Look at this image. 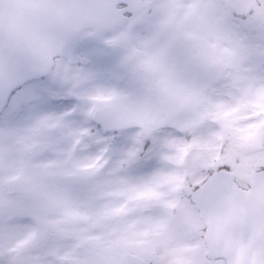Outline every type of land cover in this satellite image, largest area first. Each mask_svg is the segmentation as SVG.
Instances as JSON below:
<instances>
[{"label": "snow or ice", "instance_id": "1", "mask_svg": "<svg viewBox=\"0 0 264 264\" xmlns=\"http://www.w3.org/2000/svg\"><path fill=\"white\" fill-rule=\"evenodd\" d=\"M0 264H264V0H0Z\"/></svg>", "mask_w": 264, "mask_h": 264}]
</instances>
